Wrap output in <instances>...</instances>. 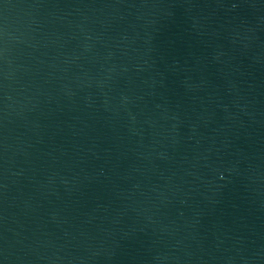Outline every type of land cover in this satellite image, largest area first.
I'll return each mask as SVG.
<instances>
[{
    "label": "water",
    "instance_id": "obj_1",
    "mask_svg": "<svg viewBox=\"0 0 264 264\" xmlns=\"http://www.w3.org/2000/svg\"><path fill=\"white\" fill-rule=\"evenodd\" d=\"M0 264H264V0H0Z\"/></svg>",
    "mask_w": 264,
    "mask_h": 264
}]
</instances>
